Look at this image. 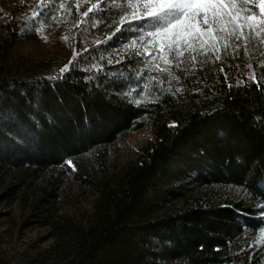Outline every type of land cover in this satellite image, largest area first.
Returning a JSON list of instances; mask_svg holds the SVG:
<instances>
[{
    "label": "trees",
    "instance_id": "16d2710c",
    "mask_svg": "<svg viewBox=\"0 0 264 264\" xmlns=\"http://www.w3.org/2000/svg\"><path fill=\"white\" fill-rule=\"evenodd\" d=\"M120 2L90 6L99 8L84 17L85 29L104 36L76 46L71 58L12 61L14 30L0 33V184L17 179L4 196L45 180V201L69 162L95 149L103 160L109 145L151 125L153 140L136 162L97 180L78 173L97 198L84 220L56 227L64 264H264V242L256 239L264 215L257 206L264 66H226L177 93L149 81L141 96L135 73L146 68L130 62L125 47L138 22L132 31L116 22ZM57 8L40 7L39 16ZM109 25L115 29L107 33ZM0 264L13 263L0 254Z\"/></svg>",
    "mask_w": 264,
    "mask_h": 264
},
{
    "label": "rangeland",
    "instance_id": "374dc122",
    "mask_svg": "<svg viewBox=\"0 0 264 264\" xmlns=\"http://www.w3.org/2000/svg\"><path fill=\"white\" fill-rule=\"evenodd\" d=\"M98 1L45 0L41 5L38 0H0V33L7 36L6 29L15 33L9 48L14 54L12 61L16 58L44 61L51 56L71 58L76 46L101 39L105 31L92 25L85 29L83 23V10ZM51 4L59 8L54 14L41 13L33 17V12ZM114 29V25H109L106 32ZM248 60L264 65V43H250L247 54L241 49L235 58L231 54L221 55L219 61L197 63L194 67L185 63L180 70H175L179 80L173 79L170 85L166 76L159 75L165 79L164 87L177 93L215 78L226 66ZM152 140L153 130L149 125L109 145L103 160L98 158L99 152L95 149L77 159L78 164L68 163L66 175L57 183V194L48 196L45 201L39 202L45 180H38L32 187L6 197V188L16 184L17 179L3 178L0 184V254L13 264H64L65 255L60 253L59 246H63L65 237L56 227L64 225L66 220H84L97 198L94 186L78 178V173L97 180L104 174L119 172L136 162L142 149ZM35 205L37 208H33ZM259 242H264V238Z\"/></svg>",
    "mask_w": 264,
    "mask_h": 264
},
{
    "label": "snow or ice",
    "instance_id": "6c2138e0",
    "mask_svg": "<svg viewBox=\"0 0 264 264\" xmlns=\"http://www.w3.org/2000/svg\"><path fill=\"white\" fill-rule=\"evenodd\" d=\"M38 2L43 5L45 0ZM117 6L121 9L116 19L119 25L132 31L133 22H138L125 47L131 49L129 61L146 68L135 73L138 82L143 80L141 96L148 93L149 81L163 89L165 79L159 74L166 76L170 85L173 79L179 80L175 70L185 63L194 67L197 63L219 61L221 55L235 58L241 49L247 54L250 43H264V0H121ZM98 8V4L93 5L83 15ZM32 15L38 16L39 11ZM116 31L120 32L121 27ZM67 70L65 66L61 73ZM130 91L135 93L137 89ZM134 102L139 105L142 101ZM39 103L42 107L43 102ZM258 186L264 192V175L258 177ZM257 206L264 212V197ZM260 224L258 240L264 238V215Z\"/></svg>",
    "mask_w": 264,
    "mask_h": 264
}]
</instances>
